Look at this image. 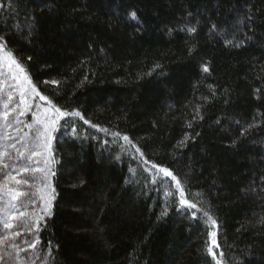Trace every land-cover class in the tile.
I'll use <instances>...</instances> for the list:
<instances>
[{"label": "trees", "instance_id": "1", "mask_svg": "<svg viewBox=\"0 0 264 264\" xmlns=\"http://www.w3.org/2000/svg\"><path fill=\"white\" fill-rule=\"evenodd\" d=\"M0 3V36L41 94L108 129L66 117L55 132L47 264H217L214 230L221 264H264V0Z\"/></svg>", "mask_w": 264, "mask_h": 264}, {"label": "snow or ice", "instance_id": "2", "mask_svg": "<svg viewBox=\"0 0 264 264\" xmlns=\"http://www.w3.org/2000/svg\"><path fill=\"white\" fill-rule=\"evenodd\" d=\"M3 7L4 5L0 3V10H3ZM129 15L131 19L136 20L135 12ZM34 27L35 17H32V23L29 25L28 31L31 32ZM213 28H215V25H213ZM187 30L194 33L196 28L193 26ZM234 46L240 45L236 44ZM5 68H7L9 74L8 78L15 83L10 86L8 92H4V88L8 86L6 81L0 83V107L3 109L0 111V174L3 176L0 179V202H2V206H0V224L6 230L10 229L12 231L10 234L0 237V264H5V255L13 258L17 264H28V259L22 260L20 253L29 251L33 253V257L30 258L31 264H36V260L41 259L39 256L40 249L38 248L41 241L37 234L42 228L41 221L46 216L51 215L52 202L55 199L56 192L51 183V177L55 175L53 166L56 163L52 146V142L55 139L53 134L60 130V121L66 117L79 118L85 124H89L91 127L105 133H108V129L91 124L80 111L68 112L62 110L49 97L41 94L19 59L7 48L5 38L0 36V76H3ZM203 71L208 72L209 68L205 66ZM51 83L59 84L58 81H52ZM209 87L211 88V86ZM14 93L18 94L20 98L16 104H13ZM35 97H39L40 100L45 101L50 107L45 108L43 113L32 112L33 104L31 101ZM28 113H32L33 116L34 122L31 124L25 123V121L20 119ZM14 114L15 119L10 120V117ZM196 114L200 119H203V116L199 114V109L196 110ZM21 124L28 129V132H25L23 136L12 135L13 128H15L17 133L22 131L18 127ZM71 132L75 134V127L71 129ZM111 135L121 138L128 144L132 143L127 135H121L119 132H113ZM188 139L189 137L186 135L180 143L184 144ZM8 141L12 142L9 143ZM136 151L140 152V149L136 148ZM140 155L143 156V153L140 152ZM35 157H40L41 159L36 160L35 163H29ZM116 158L119 159L120 157L117 156ZM152 168L157 169L158 173H162L165 178H169L171 182H174L180 206L196 209L197 211L201 210L198 208L197 203L186 199L185 188L177 175L170 169L156 164H152ZM130 171L135 173V169H130ZM28 177H31V179ZM152 183H156L155 176H153ZM170 195H173V193L166 190L165 196ZM38 204L39 209H37ZM30 208L32 209L31 211H29ZM166 214V212L163 213V215ZM192 215L195 218V213ZM203 216L207 218L206 223H210L215 229L219 228L217 220L208 211H203ZM261 223H264V218L261 219ZM25 233L32 236V239H26L24 246L13 243L11 247L15 250V256H13V252L5 253V242L14 240ZM216 238L217 231H211L209 233L207 252L216 260L217 264H221L219 257H222L223 253H219L218 257L213 250L214 248H219ZM51 255L52 252L49 247L47 256L43 258L42 264H47V259Z\"/></svg>", "mask_w": 264, "mask_h": 264}, {"label": "rangeland", "instance_id": "3", "mask_svg": "<svg viewBox=\"0 0 264 264\" xmlns=\"http://www.w3.org/2000/svg\"><path fill=\"white\" fill-rule=\"evenodd\" d=\"M8 75H9V74H8L7 68H5V69L3 70V76H0V83H4V82L6 81V83H7V85H8L7 87L4 88V92H8V91L10 90V86L13 85V84L15 83L14 81H12L11 79L8 78ZM14 95H15V99H14V101H13V104H16V103L19 102V99H20V98H19V95H18V94L14 93ZM31 102H32V104H33L32 112L43 113V110H44L45 108L50 107L45 101L40 100L39 97H35V99L32 100ZM2 110H3L2 107H0V111H2ZM14 119H15V114H14L12 117H10V120H14ZM20 119L23 120V121H25V123H28V124H31V123L34 122V121H33L32 113H28V114H26L24 117H21ZM18 127H20V128L22 129V131L19 132V133H17V132L15 131V128H13V129H12V135H14V136H23L25 132H28V129H27L26 127H24L23 124L19 125ZM33 131H34V130H33ZM30 135H31V134H30ZM53 135H55V133H54ZM8 142L11 143L12 141H8ZM18 146H19V145H18ZM38 159H41V158H40V157H35V158H33L32 161H29V163H35V161L38 160ZM37 175H38V174H37ZM2 178H3V176H2V174H0V179H2ZM28 178L31 179V177H28ZM52 178H53V176L51 177V183H52V186H53ZM22 199H24V198H22ZM0 206H2V202H0ZM37 209H39V204L37 205ZM31 210H32V209L30 208L29 211H31ZM38 214H40V213L38 212ZM46 217H47V216H46ZM41 222H43V221H41ZM0 226L3 227L2 224H0ZM3 228H4V227H3ZM23 237H26L27 240H31V239H32V236L28 235L27 233L23 234ZM19 238H20V237L15 238L14 240H9V241H6V242H5V249H4L5 253H7V252H13V256H15V250L12 249L11 245H12L16 240H18ZM25 253H26V254H25L24 260L29 258V262H31V261H30V258L33 257V253H32L31 251H29V252H25ZM6 260H7L9 263H11V264H16L15 260H14L13 258H11V257H8L7 255H5V261H6ZM42 260H43V258H41V259H37V260H36V264H42Z\"/></svg>", "mask_w": 264, "mask_h": 264}]
</instances>
